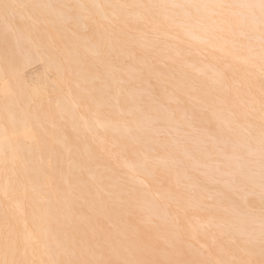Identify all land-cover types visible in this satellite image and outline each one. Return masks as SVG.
<instances>
[{
    "label": "bare ground",
    "instance_id": "obj_1",
    "mask_svg": "<svg viewBox=\"0 0 264 264\" xmlns=\"http://www.w3.org/2000/svg\"><path fill=\"white\" fill-rule=\"evenodd\" d=\"M0 264H264V0H0Z\"/></svg>",
    "mask_w": 264,
    "mask_h": 264
},
{
    "label": "rangeland",
    "instance_id": "obj_2",
    "mask_svg": "<svg viewBox=\"0 0 264 264\" xmlns=\"http://www.w3.org/2000/svg\"><path fill=\"white\" fill-rule=\"evenodd\" d=\"M33 66L32 68L29 66L24 70V82L28 87L33 86V84L35 85L36 81L39 82L38 80L40 79L37 80V78H40L43 74H41L42 69L40 68V64L37 63V65L34 64Z\"/></svg>",
    "mask_w": 264,
    "mask_h": 264
}]
</instances>
